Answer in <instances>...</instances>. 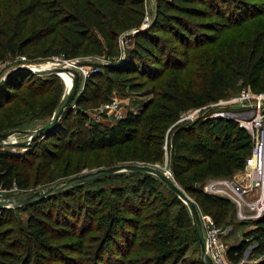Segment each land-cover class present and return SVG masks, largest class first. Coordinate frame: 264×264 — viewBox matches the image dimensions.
Wrapping results in <instances>:
<instances>
[{
    "label": "trees",
    "instance_id": "trees-1",
    "mask_svg": "<svg viewBox=\"0 0 264 264\" xmlns=\"http://www.w3.org/2000/svg\"><path fill=\"white\" fill-rule=\"evenodd\" d=\"M146 12L144 0H0V60L9 52L22 53L38 45L66 58L90 53L106 58V63H95L101 69L85 78L75 105L69 104L57 126L37 138L23 156L0 150L2 187L26 190L33 177L47 173L65 153L89 154L121 146L135 140L142 126L165 128L179 113L227 97L228 89L240 77H246L257 91L264 90V28L247 44L223 38L228 29L264 14V0H158L153 22L141 30ZM133 29V46L127 49L125 61L119 62V36ZM160 38L170 42L174 51H166ZM217 41L216 53L193 85L180 84L176 96L168 97L170 109L129 112L110 126L91 121L88 110L106 103L116 86L129 85L136 90L146 77L151 80L154 74L169 69L181 72L191 62L192 50ZM56 74L13 73L0 87V107L9 102L10 93L22 87H31L36 95L33 85L44 90ZM60 99L50 102L47 114H53ZM211 110L209 107L197 118L175 124L166 148L164 134L144 139L143 151L150 162H160L167 155L174 179L197 207L217 226H223L234 213L233 203L204 191L200 184L208 176L228 177L242 169L252 138L237 120L213 116ZM130 171L141 175L108 188L99 185L111 173L23 205H0V227L12 222L14 210L28 213L26 221L0 230V264H108L106 239L115 246L110 252L118 264L126 260L128 264L181 263L192 243L199 242L188 204L158 175ZM159 183L169 191L167 197L155 194ZM59 200L61 210L54 213L48 204ZM83 213L89 223L78 227ZM251 222L253 227L243 239L228 245L227 257L238 262L252 240L253 253L263 255L258 264H264V216ZM102 228L101 237L91 235ZM99 237L91 247L89 242ZM63 239L67 241L55 244ZM133 248L145 254L128 258ZM197 264L206 263L200 256Z\"/></svg>",
    "mask_w": 264,
    "mask_h": 264
},
{
    "label": "rangeland",
    "instance_id": "rangeland-1",
    "mask_svg": "<svg viewBox=\"0 0 264 264\" xmlns=\"http://www.w3.org/2000/svg\"><path fill=\"white\" fill-rule=\"evenodd\" d=\"M157 1L158 0H144L147 12L141 29L148 28L153 22L156 14ZM263 28L264 14L251 17L246 22L242 23V25H236L228 29L223 34V38L226 41L235 39L247 44L251 42V39L255 36L256 31L262 30ZM133 30H128L119 36L120 44L122 46V56H125L123 57L124 61L129 55L127 49L133 46L134 41L132 39V35L136 32V30ZM160 39L161 43L166 47V51L169 50L170 53L174 51L173 45L170 42L163 38ZM219 43L220 41H217L214 44L202 45L197 49L192 50L191 62L187 65L186 69L181 72L169 69L161 75L154 74V77L151 80L146 77V79L142 80L143 85L136 90L132 89L129 85L116 86L109 94L108 101L106 103L102 104L100 107L90 108L88 110L91 121L100 122L103 125L110 126L116 123L119 118L126 116L129 112L138 113L144 109H146L148 113L153 110H156V112H163L164 110H167L166 106L170 109L172 104L169 103L168 97L176 96L178 89H180V84H184L185 86L193 85L195 78L202 74L203 68L207 65L210 57H213L216 53ZM173 56L178 57L176 54ZM120 59L121 57H119V60ZM104 61H106L104 55H97L95 53L81 55L76 59L66 58L61 52L57 54L46 52L44 46L38 45L36 48L30 47L22 53L19 51L16 54L10 52L7 53L6 56L0 60V79L3 78L6 73L10 71V69L19 64L29 65L33 68H51L54 66H66L72 68L78 71L81 76L77 95L70 103V106L73 107L77 96L80 95L83 89L85 78L88 76V71L95 68V63H104ZM119 62L122 61L120 60ZM33 87L36 89V95L32 94L31 87L28 89L26 87H22L19 91H17V93H10L8 95L10 97L9 102L4 103L0 107V132H9V138L12 141L24 142L28 140L27 143L25 145L19 143L18 145L13 146H2L0 147V150H6L9 153L20 156H23V154L29 150L32 147V144L36 142V139L43 136L39 135L37 138L29 142L32 131L45 124L51 118L52 115L47 114L48 108L51 104L50 102L54 101L58 97L62 98L67 89V83L60 74H56L53 83L43 88L44 90H41L38 84L33 85ZM248 88H251L253 91H257V88L252 87L248 83V79L246 77H240L228 89L229 94L227 97L235 96L239 94L242 89ZM161 106L164 107L161 108ZM216 108L217 107H215V110L213 109L210 111L211 115H213L214 111H216ZM231 108L235 109L236 106ZM190 112L192 111L187 110L179 113L180 115L176 121L168 124L167 127L162 129L152 130L147 126H142L139 135L135 140L128 141L121 146L109 149L107 148L103 151L93 150L89 154L75 152L65 153L63 157L53 163L47 173L39 174L37 177H33L31 185L26 190L19 189L17 186L4 188L0 185V199L28 196L33 194L35 191L46 190L50 185L61 184L69 177L113 165L150 164L169 168L167 155H165L163 160L160 162H150L145 160V153L143 151L144 139H153L154 136L160 137L162 136L161 134H164V148H166L167 136L175 124L191 121L201 114L200 111L192 114H190ZM152 148H155V146L153 145ZM140 175V173H132L130 170H120L113 173L110 178L102 181L99 185L104 188H108L110 185L123 184L126 181H134ZM243 177L244 175L241 172V169H237L231 176L228 177L208 176L202 179L200 186L204 190V186L206 184L215 182L218 187H222L225 186L224 181L226 179L242 182ZM208 193L227 198L231 201L228 195L224 192L209 191ZM155 194L159 195V198H163L169 195V191L166 186L159 183L157 184ZM231 203L233 202L231 201ZM48 206L54 211V213H58L61 210L60 200L57 201L56 204L49 203ZM198 208L202 220L205 223H208L210 216H208V214H206L200 207ZM236 209V205L233 203L234 213L231 214L228 221L221 226L220 237L227 245L240 242L244 237V233L253 227L251 222L252 219H239L236 214ZM246 211L248 212L247 209ZM27 214L28 213L24 210H14L12 222L1 226L0 230L6 229L9 226L18 223V221H26ZM84 217L83 213L80 216L78 227L81 225H88L89 221L85 222ZM103 232L104 228L93 231L91 235L97 234L101 237ZM183 234L185 235L186 231H183ZM100 237L97 241L93 240L89 242V245L91 247L96 246ZM66 241L67 239L56 240L55 244H61ZM135 245H137L136 241L133 243V246ZM254 245L255 242L251 240V243L245 250L242 258L238 262H232L235 264H258V261L263 255L253 253L252 248ZM104 246L108 248L106 249L107 251L105 254L108 264H118L119 260L116 261L114 255L110 252L115 248L113 242H109L106 239L104 241ZM134 248L131 250L128 258L138 256L141 257L145 254L144 250H135ZM200 256V244L195 240L186 251L183 261L179 264H197ZM59 257L61 258V256ZM51 264H63V261H53ZM124 264H128L127 260Z\"/></svg>",
    "mask_w": 264,
    "mask_h": 264
},
{
    "label": "built area",
    "instance_id": "built-area-1",
    "mask_svg": "<svg viewBox=\"0 0 264 264\" xmlns=\"http://www.w3.org/2000/svg\"><path fill=\"white\" fill-rule=\"evenodd\" d=\"M123 57L121 55V61ZM97 69L100 68H92L87 75ZM234 106L236 108L232 109L231 107ZM209 107L212 110L217 107L213 116L237 120L239 125L251 135L252 147L241 169L244 175L242 182L226 179L225 186L222 187L212 182L204 186V191L224 192L236 205V214L239 219H257L264 214V91H253L251 88L242 89L235 96L221 98L202 107L193 108L190 114L207 110ZM202 224L207 252L213 262L215 264H235L227 257L228 245L220 237L221 226H217L211 216L208 223L202 220Z\"/></svg>",
    "mask_w": 264,
    "mask_h": 264
},
{
    "label": "water",
    "instance_id": "water-1",
    "mask_svg": "<svg viewBox=\"0 0 264 264\" xmlns=\"http://www.w3.org/2000/svg\"><path fill=\"white\" fill-rule=\"evenodd\" d=\"M19 70H27V71L35 72L41 75L50 74V73L60 74L61 71H65L72 75L71 84L64 92L51 118L45 124L37 128L36 130L32 131L30 135V140H29L30 142L31 140L37 138L39 135H42L46 131L57 126L66 108L72 102V100L75 99L77 95V92L80 86L81 76L78 71L72 68L66 67V66H54L51 68H33L32 66H29V65L19 64V65L14 66L12 69H10V71H8L6 75L0 79V87L5 83L8 77H10L13 73ZM9 134H10L9 132H0V147L18 145L19 143H22L23 145H25L28 141V140L24 142L12 141L9 138ZM120 170L147 171V172L156 174L160 178H162L188 204L191 210L196 234H197L198 241H199L200 248H201V259L206 264H215L207 252L206 239L204 235V229H203V224H202L199 208L197 207L192 197L174 179L170 168L160 167V166L150 165V164H119V165H113L109 167H103L95 171L86 172L84 174H79L76 176L69 177L65 179L61 184L50 185L46 190H38L28 196H22L18 198H2L0 199V205H9V206L23 205V204H26V203H29L35 200L42 199L46 196H49L52 193L64 190L66 188L80 184L82 182H86V181L98 178L100 176L108 175V174H111V173H114ZM262 216H264V214Z\"/></svg>",
    "mask_w": 264,
    "mask_h": 264
},
{
    "label": "bare ground",
    "instance_id": "bare-ground-1",
    "mask_svg": "<svg viewBox=\"0 0 264 264\" xmlns=\"http://www.w3.org/2000/svg\"><path fill=\"white\" fill-rule=\"evenodd\" d=\"M60 74L65 79V81L67 83V88H68L71 84V81H72V75L68 72H65V71H61Z\"/></svg>",
    "mask_w": 264,
    "mask_h": 264
},
{
    "label": "crops",
    "instance_id": "crops-1",
    "mask_svg": "<svg viewBox=\"0 0 264 264\" xmlns=\"http://www.w3.org/2000/svg\"><path fill=\"white\" fill-rule=\"evenodd\" d=\"M233 244H236V243H233Z\"/></svg>",
    "mask_w": 264,
    "mask_h": 264
}]
</instances>
